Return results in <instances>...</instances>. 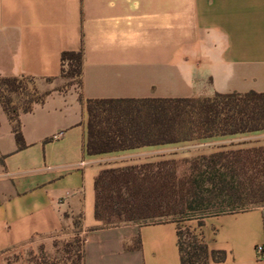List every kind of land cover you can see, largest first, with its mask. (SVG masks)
<instances>
[{"label": "crops", "instance_id": "0c3cea01", "mask_svg": "<svg viewBox=\"0 0 264 264\" xmlns=\"http://www.w3.org/2000/svg\"><path fill=\"white\" fill-rule=\"evenodd\" d=\"M81 49V89L46 83L61 78L62 52ZM0 76L48 92L19 115L22 149L0 104V264L25 245L53 254L79 216L83 264H180L181 222L103 226L95 177L264 146V130L89 155L86 99L264 92V0H0ZM190 231L225 253L209 264H264V206L193 219Z\"/></svg>", "mask_w": 264, "mask_h": 264}, {"label": "trees", "instance_id": "16d2710c", "mask_svg": "<svg viewBox=\"0 0 264 264\" xmlns=\"http://www.w3.org/2000/svg\"><path fill=\"white\" fill-rule=\"evenodd\" d=\"M60 77L81 89L83 51L61 53ZM52 79H47L51 81ZM64 88V87H63ZM34 79L0 76V104L17 147L26 146L19 115L42 103ZM82 101L83 95L79 91ZM89 155L264 130V92L215 93L203 98L86 99ZM95 219L105 227L169 215H220L264 206V146L227 150L175 161L101 170L94 180ZM179 222V219L174 218ZM164 221V220H159ZM157 222V221H152ZM54 253L39 247L38 264H83L81 216ZM180 264L221 262L190 230H177ZM6 264H11L7 258Z\"/></svg>", "mask_w": 264, "mask_h": 264}, {"label": "rangeland", "instance_id": "374dc122", "mask_svg": "<svg viewBox=\"0 0 264 264\" xmlns=\"http://www.w3.org/2000/svg\"><path fill=\"white\" fill-rule=\"evenodd\" d=\"M68 80L66 78H60L55 82L47 81L49 85H56L65 87ZM34 81V85H35ZM36 87V86H35ZM204 212H190L184 215H169L165 217L156 218L153 220H141L139 223H151L152 221H159V220H172L174 218L179 219V222H181L180 226L182 227V231H187L191 229V220L193 219H201L205 217ZM120 224V223H119ZM122 224V223H121ZM39 247L40 245H25L24 247H21L19 250L14 251L8 255L9 262L11 264H38L40 263L41 259H39ZM59 264H71L68 261H60Z\"/></svg>", "mask_w": 264, "mask_h": 264}, {"label": "built area", "instance_id": "2783aa9c", "mask_svg": "<svg viewBox=\"0 0 264 264\" xmlns=\"http://www.w3.org/2000/svg\"><path fill=\"white\" fill-rule=\"evenodd\" d=\"M257 258L264 259V245L260 244L256 246Z\"/></svg>", "mask_w": 264, "mask_h": 264}]
</instances>
